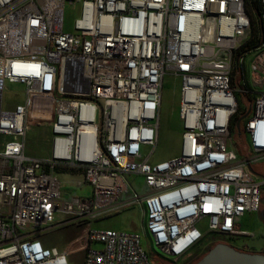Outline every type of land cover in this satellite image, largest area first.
<instances>
[{
  "label": "built area",
  "instance_id": "built-area-1",
  "mask_svg": "<svg viewBox=\"0 0 264 264\" xmlns=\"http://www.w3.org/2000/svg\"><path fill=\"white\" fill-rule=\"evenodd\" d=\"M258 3L260 14L245 0H0V264H70L69 244L44 241L67 230H84V264H154L142 234L92 227L135 206L153 246L176 261L208 235L248 236L240 221L259 212L264 189L249 170L264 159ZM68 5L80 7L74 33ZM167 76L181 80L182 148L152 162ZM7 83L23 85L24 103L4 107ZM241 94L252 98L246 153L230 146ZM33 119L50 127L48 158L26 154ZM60 173L80 175L91 194L65 197Z\"/></svg>",
  "mask_w": 264,
  "mask_h": 264
},
{
  "label": "rangeland",
  "instance_id": "rangeland-1",
  "mask_svg": "<svg viewBox=\"0 0 264 264\" xmlns=\"http://www.w3.org/2000/svg\"><path fill=\"white\" fill-rule=\"evenodd\" d=\"M80 7L73 10L69 5L66 7V15L64 22V30L69 33H74V24L76 19L80 17ZM254 59V54H250L247 57L248 64ZM56 80L51 79L49 82V89L55 90ZM240 108L248 112L252 100L249 96L238 95ZM25 101V91L21 84L7 83L4 91V107L10 108L16 104H22ZM180 102H181V80L176 79L173 76H167L164 80V88L162 94V106L160 112V130L159 139L156 151L152 157V162H160L169 160L180 156L182 148V134H183V122L180 118ZM47 99L43 97L36 98L34 102V110L36 115H41L40 111L47 105ZM30 122L28 128V135L26 139V154L36 158H48L51 153V133L48 125H39ZM242 135L239 137L238 133L234 132L230 142L232 150L236 153L247 152L248 145L246 142V134L244 131V122L241 125ZM8 138H2V143H6ZM151 149L143 150V155L147 156ZM252 168L255 173L264 177V159L256 164H253ZM59 180L62 184V192L65 197H79L82 195H90L92 190L89 186H83V189L78 187L77 181L81 179L80 175H69L60 173L58 174ZM130 182L133 187L139 192V194H145L144 179L141 176L130 177ZM262 199L264 202V189ZM144 210L142 206H135L120 214L111 216L104 220L94 222L92 227L97 230L101 229H114L117 231L125 232H138L142 234L141 244L143 248L149 253L154 264H163V257L166 255L161 251L158 246H153L150 238L145 235L144 232ZM255 219L258 216L257 213L252 214ZM250 217V216H248ZM260 221V217H258ZM246 222V221H245ZM245 222H243V230H245ZM258 232L254 234L255 238L251 239V244L257 249H262L264 245V227H259ZM75 230V229H74ZM66 235L63 232L52 233L44 237V241L48 245H57L59 247L69 244L68 247V259L70 264H84V258L86 254V241L78 239L84 234V230H67ZM71 233V234H70ZM66 236V237H65ZM70 237V240H69ZM69 240V241H68ZM205 238L203 245L199 247V251L206 254L218 243H227L229 240L225 238H219L217 241ZM68 241V242H67ZM101 244H94L93 248L96 250L102 249ZM240 250V249H239ZM245 251V250H241ZM190 256L188 255L187 258Z\"/></svg>",
  "mask_w": 264,
  "mask_h": 264
},
{
  "label": "water",
  "instance_id": "water-1",
  "mask_svg": "<svg viewBox=\"0 0 264 264\" xmlns=\"http://www.w3.org/2000/svg\"><path fill=\"white\" fill-rule=\"evenodd\" d=\"M251 109L242 116L237 122V131L241 132L242 122L248 117ZM249 170L255 176H261L255 173L252 166ZM196 264H264V253H253L241 251L230 244L218 243L208 253H206Z\"/></svg>",
  "mask_w": 264,
  "mask_h": 264
},
{
  "label": "crops",
  "instance_id": "crops-1",
  "mask_svg": "<svg viewBox=\"0 0 264 264\" xmlns=\"http://www.w3.org/2000/svg\"><path fill=\"white\" fill-rule=\"evenodd\" d=\"M253 213H247L245 214L241 221H240V230L247 233V237L246 238H242L240 239L239 244L241 246H247V252H253V253H264V245L262 247V249H257L255 246H253L251 244V239H254L255 236V232L257 233L258 230L260 229L259 227H264V223L262 221V219L260 218V221H258V216H256V218L254 219L252 216ZM250 216V217H248ZM246 221V222H245ZM243 222H245V230H243Z\"/></svg>",
  "mask_w": 264,
  "mask_h": 264
},
{
  "label": "flooded vegetation",
  "instance_id": "flooded-vegetation-1",
  "mask_svg": "<svg viewBox=\"0 0 264 264\" xmlns=\"http://www.w3.org/2000/svg\"><path fill=\"white\" fill-rule=\"evenodd\" d=\"M258 217H260L264 223V202L262 199V203H261V207L259 212H257ZM204 240H202V242L195 248L192 249V251L188 254L190 257L187 258V256H185L184 258H181L180 260H174L172 257H163V264H196L202 257H203V252L199 251V247H201V245H203ZM240 240H233L230 241L229 244L232 245L233 247L240 249V250H245L247 251V246H241L239 244ZM249 252V251H248Z\"/></svg>",
  "mask_w": 264,
  "mask_h": 264
},
{
  "label": "trees",
  "instance_id": "trees-1",
  "mask_svg": "<svg viewBox=\"0 0 264 264\" xmlns=\"http://www.w3.org/2000/svg\"><path fill=\"white\" fill-rule=\"evenodd\" d=\"M246 1V4H247V6H248V8H249V10H256L257 11V13L258 14H260L261 13V7L259 6V3H258V0H245ZM262 29H263V27H262V24H261V21H259V22H257L256 24H255V26H254V30H253V36H254V38L256 39V38H258V36H259V34L262 36ZM257 42L259 43L260 42V40H257ZM257 46V44L256 43H253V48H255ZM251 100H252V98H251ZM246 114V111L245 110H243V109H241L240 108V111H239V113L233 118V120H232V132L234 133H238L237 135H239V137L242 135V134H239V132L237 131V122H238V120L242 117V116H244ZM244 122V121H243ZM205 238H208V239H210V240H215L216 238L213 236V235H208V236H206ZM210 251V250H209ZM208 251V252H209ZM207 252V253H208ZM205 255V254H204ZM203 255V256H204Z\"/></svg>",
  "mask_w": 264,
  "mask_h": 264
}]
</instances>
